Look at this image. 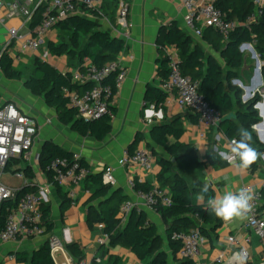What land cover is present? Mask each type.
<instances>
[{"label": "trees", "instance_id": "obj_1", "mask_svg": "<svg viewBox=\"0 0 264 264\" xmlns=\"http://www.w3.org/2000/svg\"><path fill=\"white\" fill-rule=\"evenodd\" d=\"M212 1L217 8L222 10L225 20L228 22L244 23L255 10L253 0ZM111 9L113 12L110 14L101 13L104 17H108L112 26H116V0H112ZM42 10L43 8H40L37 11L31 25L32 29L40 22ZM96 18H101V16L96 15ZM96 18L91 19L78 15L58 23L54 30L68 33L67 38L63 35L60 43L50 42L44 47L50 55L67 56L68 59L76 61L79 66L85 58H90L98 67H104L109 63L118 61L119 56L126 50V42L114 37L112 32L104 29ZM201 38L210 49L220 54L223 64L200 44L195 43L191 35L181 29L176 22L160 29L156 45L160 56L158 59V76L161 78V83L169 76L170 60L167 56V48L173 47L177 51L178 65L182 74L200 84V93L215 109L220 111L223 119L232 115L235 116V118L223 123L218 132L227 140H239L237 130L243 127L251 133L252 146L259 153L264 154V144L258 141L253 131V126L261 122L259 113L255 109L261 99L260 95L257 94L252 100L244 103L240 88L232 84L238 77L237 70L241 69L244 64V56L240 50L242 45H253L260 56V60L264 63V25L252 26L251 30L238 28L230 34L227 40H224L213 28H205ZM0 68L9 80L24 81L26 89L33 95L41 97L48 107L56 111L59 122L69 126L73 132L83 137L94 138L97 141L105 140L112 132V122L116 115V109L113 106H110L109 114L98 121H84L69 106V100L64 95L65 89L84 90L88 88L72 84L69 72L63 73L49 62L35 58L34 69L26 76L22 70L14 66L12 58L6 53L0 56ZM115 76L116 73L106 83L114 85ZM262 77L264 81V67ZM116 93L114 89L113 97ZM113 99L111 100L112 103ZM167 99L168 95L159 86L148 87L145 98L148 104L160 107L166 104ZM183 135L184 130L178 123L156 126L150 134L151 141L156 146L163 148L168 155L176 159L175 163L167 160L160 161L161 172L158 177L160 187H169L172 198V205L160 208L158 212L168 223L169 228L166 235L174 254L180 249V245L172 241L174 233H189L199 230L201 235L205 237L207 227H213L212 231L216 232L223 225L222 219L216 217L210 210H205L206 205L194 204L193 197L198 196L205 185L209 189L205 194L206 201L208 198H212L214 194L208 184L200 182L195 171L204 167L225 169L230 166L213 148L207 153L205 161L200 160L197 151L191 145L181 141ZM129 151L135 152L133 149ZM72 155L55 143L48 142L42 149L40 157V167L45 171L48 181L59 189L64 203L61 209L62 215L72 206V202L68 195L62 193L60 187L53 181L52 170L49 166L55 158L72 157ZM261 156L247 169L248 171L255 173L260 169ZM82 162L86 164L84 159ZM13 165L14 163L10 166L13 167ZM175 165L180 173L174 170ZM23 170L25 174L27 172L29 175L31 174L26 167ZM186 178H190L191 182H188ZM88 180L95 185L90 202L98 201V205L91 206L88 210V224L90 227L101 223L105 225V233L109 235L108 248L121 247L130 251L143 264H168L167 255L162 251L163 240L158 234L157 227L149 222L147 215L142 211H133L130 218L123 223L119 218L120 207L125 202L122 194L113 191L112 187L104 184L102 174H93ZM135 182L137 189L148 191L152 188L138 180ZM37 192L36 186H24L19 197L27 193ZM262 195L264 200V190ZM16 206L17 204L12 201L2 204L0 208V233ZM42 210L47 233H52L51 208L47 204H43ZM66 248L74 257L79 259V264H82L84 252L78 244L72 243ZM103 248L104 246H102ZM15 258L18 264H56L48 241L32 254L17 253ZM111 261L112 264L120 263V259L116 257H111ZM93 264L98 263L95 261ZM182 264H194V262L183 261Z\"/></svg>", "mask_w": 264, "mask_h": 264}, {"label": "crops", "instance_id": "obj_2", "mask_svg": "<svg viewBox=\"0 0 264 264\" xmlns=\"http://www.w3.org/2000/svg\"><path fill=\"white\" fill-rule=\"evenodd\" d=\"M129 3L131 6L130 20L133 25L129 37H126V33L119 27L112 26L108 17H105L109 24V28H107L113 36L126 42V50L119 56V60L127 71V78L113 99L112 106L116 109V115L112 122V132L105 140L97 141L91 137H83L73 132L69 126L62 125L58 120L56 111L48 107L41 97H37L28 91L24 81L9 80L2 72L0 73V107L8 102L13 103L21 113L36 121L41 127L33 149V162L25 163L22 159H16L14 162L13 167L23 166L31 172L30 175L28 172L25 174L26 181L22 182L18 188L36 186L39 191L41 186L49 187L43 193V203L51 208L50 221L53 224L52 233L16 243L0 244V264H18L15 258L17 253L32 254L47 243L52 234L62 238L65 245L64 249L53 254L56 264H79V259L74 257L66 248L72 243L78 244L84 252L82 264H93L95 261L98 264H112L111 257L119 258V264H143L130 251L121 247L109 249L108 243L102 249V246L98 245L97 242L104 233L99 230L97 224L93 227L88 224L89 208L98 205V201L90 202L95 188L90 180L77 188L76 205L68 208L62 215L61 209L64 203L59 189L48 181L45 171L40 167L41 152L46 143L53 142L72 154H80L95 175L102 174L105 166L114 167L117 184L112 190L122 194L125 198L124 203L139 202L135 192L129 187L130 180H138L150 187L160 186L158 180L161 172L160 161H172L173 159L163 148L156 146L151 141L150 134L154 127L175 123L181 125L184 130L181 141L191 145L197 151L200 160L203 161H205V157L211 148L214 150L215 139L221 141L217 146H221L222 150L220 148L218 150L222 152L229 149V140L216 129L207 131L206 139H202L200 135L203 128L200 126L197 116L192 112L179 108L176 103L156 107L148 104L145 100L149 86H159L162 90L161 78L158 76V59L160 56L156 42L163 26L176 22L181 29L191 35L195 43L200 44L218 61H222L220 54L210 49L202 38L194 36L192 31L187 28L185 24L187 11L180 0H129ZM111 8L112 0H106L101 11L110 14L113 12ZM5 13L6 10L3 9L1 14L4 15ZM22 23V20L13 18L7 21L6 28H19ZM3 28L6 30L5 27ZM25 32L26 29H23L22 33L25 34ZM67 34L53 30L46 38V44L50 42L58 44L62 41L63 35L67 38ZM6 35L7 32L5 39ZM44 51V54L26 57L24 63L16 68L28 76L34 69L35 58L49 62L63 73H72L79 68L77 62L68 59L67 56L60 57L49 54L45 58L46 48ZM167 51L177 53L173 47L167 48ZM22 65L27 66V69H21ZM38 99H42L45 105L40 107V112H38L39 109L35 110L39 105ZM49 121L53 122L51 126L47 125ZM54 121H56V125H54ZM254 134L262 143L263 136L260 138L257 133L254 132ZM224 141L225 143H223ZM140 148H147L153 154L154 167L151 172L145 173L137 168H122L118 165V160L125 150L133 149L136 151ZM263 160L264 155L261 156V167L255 173L247 169L242 171L230 165L225 169L204 167L196 170L195 175L200 182L206 183L212 188L214 192L212 198L223 196L229 192L235 193L246 187L258 190L264 181ZM13 167L8 174L11 177H13ZM174 170L180 173L176 165ZM186 180L191 182L190 178H186ZM60 189L62 193L68 195L66 187H60ZM164 189L170 192L169 187ZM193 202L195 205L207 206L206 199L203 203H198V196L193 197ZM141 211L147 215L149 222L157 227L158 234L163 240L162 251L167 255L168 264H182L183 261L178 258V252L174 254L167 240L168 223L158 211L143 205ZM213 229V227H207L201 256L194 264H213L216 258L222 255L223 264H239L236 255L238 249L236 247L229 248L227 242L230 236H234L241 245L246 246L250 254L247 264H264V248L261 240L246 229L244 218H234L231 221L223 220L221 228L216 232L212 231ZM247 240H249L248 244Z\"/></svg>", "mask_w": 264, "mask_h": 264}, {"label": "built area", "instance_id": "obj_3", "mask_svg": "<svg viewBox=\"0 0 264 264\" xmlns=\"http://www.w3.org/2000/svg\"><path fill=\"white\" fill-rule=\"evenodd\" d=\"M105 1L0 0V26L6 28L7 21L13 18L23 21L19 28H6V39L3 44L0 42V56L5 53L9 55L15 67L23 64L26 57L36 56L42 52L46 45V38L58 23L78 15L91 19H95L96 15H99V17L105 19L101 13ZM180 1L187 11L185 24L193 35L198 38H201L205 28H213L224 40H227L230 34L238 28L251 30L252 26L264 25V0H254L255 10L244 23L226 21L224 13L214 5L212 0ZM116 2V26L126 33V37H129L133 27L130 20L131 6L129 0H116ZM40 8H43L42 18L38 25L32 29L31 25ZM3 9L6 10L4 15L1 14ZM23 29H26L25 34L22 33ZM249 45L254 49L253 45ZM248 49L245 47L243 51H249ZM48 55L49 52L46 49L45 58ZM167 56L170 60V73L161 85L162 90L168 95L166 104L176 103L179 108L195 114L199 119L200 126L203 128L200 136L202 139H206L207 131L219 127L223 120L222 114L200 93V84L182 74L178 65L177 53L167 51ZM115 73L114 85L107 84V80ZM70 74L72 84L88 87L84 90H64V95L69 100V106L84 121H98L109 114L110 106H112L111 100L114 98V89L117 92L127 78V71L120 60L109 63L104 67H98L90 58H85L81 66ZM258 94L261 99L255 109L260 113L259 117L262 121L253 126V131L260 138L261 136L264 138V88ZM48 124H51V122L49 121ZM40 130L41 127L38 123L21 113L15 104L8 102L0 107V208L5 202L12 201L17 204L16 209L7 219L3 231L0 233V244L16 243L43 236L47 233L42 207L44 204L43 193L49 187L41 186L37 193H27L19 197L22 188L10 186L3 180V177L12 170L10 165L16 159H22L29 164L33 162V149ZM261 141L264 144V139H261ZM218 153H221V151L218 150ZM82 161L83 158L80 154H73L72 157L55 158L49 166L52 170L53 181L59 187L67 188L72 206L76 205L77 188L93 175L92 168L86 162V164H83ZM118 165L122 168H137L149 173L154 167V157L147 148H140L133 153L125 150L118 160ZM24 168L23 166L13 167V174L15 173L13 176L23 182L26 181ZM102 175L106 185L112 188L116 186L114 167L105 166ZM129 187L135 192L139 202L122 204L119 218L123 223L128 220L133 211L140 212L142 205L155 211L172 205L170 192L160 186H153L148 191H144L137 189L136 182L132 179L129 181ZM250 190L254 198L251 201V211L244 217L245 227L251 234L260 238L264 248V200L262 195L264 181L260 189ZM97 227L104 233L97 243L99 246H106L109 243V235L105 233V225L101 223L97 224ZM172 241L180 245L178 251L180 260L195 262L201 256L205 238L199 230H194L189 233L176 232L172 237ZM48 242L53 254L65 248L64 241L57 235L52 234ZM227 242L229 248L236 247L238 249L239 264H247L250 254L246 246L241 245L234 236L228 237ZM223 263V255L213 262V264Z\"/></svg>", "mask_w": 264, "mask_h": 264}, {"label": "clouds", "instance_id": "obj_4", "mask_svg": "<svg viewBox=\"0 0 264 264\" xmlns=\"http://www.w3.org/2000/svg\"><path fill=\"white\" fill-rule=\"evenodd\" d=\"M240 139H232L230 141L229 150L227 152L218 153L230 165L235 166L240 170L248 169L257 159L264 155L259 153L251 144V133L240 127L237 130ZM208 186L205 185L198 194V203L205 201V194L208 192ZM254 195L248 188H242L235 193H226L223 196L207 199V207L205 210H210L216 217L231 221L234 218H244L252 208L251 201ZM237 257L239 254H236Z\"/></svg>", "mask_w": 264, "mask_h": 264}, {"label": "rangeland", "instance_id": "obj_5", "mask_svg": "<svg viewBox=\"0 0 264 264\" xmlns=\"http://www.w3.org/2000/svg\"><path fill=\"white\" fill-rule=\"evenodd\" d=\"M96 19L98 20V22L102 25V27L104 29L107 30L109 28V24H108V22L104 18L101 17V18H96ZM6 32L7 31L3 27L0 26V42H1V44H3L4 41H5V34H6ZM46 42H47V40H46ZM248 50L249 51H246V50L242 51L243 56H244V64H243V66H242L241 69L237 70L238 77H237V79H235L239 83L238 84H235L234 81L232 82L233 86H237L238 88H240V90L242 92V97L241 98H242V101L243 102H245V96L248 93L247 92V88H251L252 86L256 85L257 86L256 89L259 90V92H261L262 89L264 88V83H263V86H259L258 85L259 84V79H258V76H257V68H258L257 61L260 60V56L256 52L257 58H255L254 55H253V52L250 49H248ZM44 52L45 51L43 49L41 53L44 54ZM220 62L223 64L222 61H220ZM260 62L262 64H264L261 60H260ZM29 68H30V66H29ZM21 69L26 70L27 69V66L22 65L21 66ZM38 102H39V105L37 106V108H35V110H38L39 109L38 112H40L41 111L40 110V107L45 106V105H44L42 99H38ZM51 124H47V125H50L51 126ZM56 124H57L56 121H54V125H56ZM258 141L260 142L259 139H258ZM220 142L221 141H218L217 139H215V141H214V145H215L214 151L216 150V148L217 149H219V148L221 149L222 148L221 146H219V147L217 146L218 143H220ZM223 143H225V141ZM263 162H264V160H263ZM3 180H4V182H7L11 186H14V187L21 186L22 185V182H23L22 180L18 179L17 177H15V176L11 177L10 175H5L3 177Z\"/></svg>", "mask_w": 264, "mask_h": 264}, {"label": "water", "instance_id": "obj_6", "mask_svg": "<svg viewBox=\"0 0 264 264\" xmlns=\"http://www.w3.org/2000/svg\"><path fill=\"white\" fill-rule=\"evenodd\" d=\"M245 47L251 49V51L253 52L254 57L257 58V54H256L255 49H253V47L250 46L249 44H245V45H243V46L241 47V52L243 51V49H244ZM257 63H258L257 76H258V79H259V84H258V85H259V86H263L264 81H263V77H262V70H263L264 64H262V63L260 62V60H258ZM234 83H235V84H238L239 82H237V81L235 80ZM256 87H257V86L254 85V86H252L251 88H247V92H248V93H247V95L245 96V103H247L248 101L252 100V99H253L254 97H256V95L259 93V91L256 89ZM233 118H235V116H233V115L230 116V117L224 118V119L222 120V122L220 123L219 127L217 128V131H219V129H220V127L222 126L223 123H225V122H227V121H229V120H231V119H233ZM215 151L218 152V149L216 148ZM175 162H176V159H172V163H175ZM131 215H132V213L129 215V218H130Z\"/></svg>", "mask_w": 264, "mask_h": 264}, {"label": "bare ground", "instance_id": "obj_7", "mask_svg": "<svg viewBox=\"0 0 264 264\" xmlns=\"http://www.w3.org/2000/svg\"><path fill=\"white\" fill-rule=\"evenodd\" d=\"M222 122V121H221Z\"/></svg>", "mask_w": 264, "mask_h": 264}]
</instances>
